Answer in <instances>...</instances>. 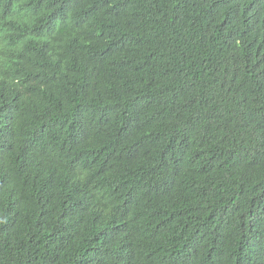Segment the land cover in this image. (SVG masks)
<instances>
[{
    "label": "trees",
    "instance_id": "trees-1",
    "mask_svg": "<svg viewBox=\"0 0 264 264\" xmlns=\"http://www.w3.org/2000/svg\"><path fill=\"white\" fill-rule=\"evenodd\" d=\"M0 264H264V0H0Z\"/></svg>",
    "mask_w": 264,
    "mask_h": 264
}]
</instances>
